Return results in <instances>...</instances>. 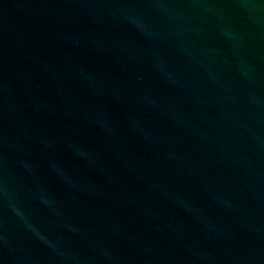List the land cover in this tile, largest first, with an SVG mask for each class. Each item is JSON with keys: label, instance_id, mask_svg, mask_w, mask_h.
<instances>
[{"label": "water", "instance_id": "95a60500", "mask_svg": "<svg viewBox=\"0 0 264 264\" xmlns=\"http://www.w3.org/2000/svg\"><path fill=\"white\" fill-rule=\"evenodd\" d=\"M0 264H264V0H0Z\"/></svg>", "mask_w": 264, "mask_h": 264}]
</instances>
